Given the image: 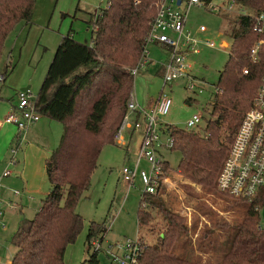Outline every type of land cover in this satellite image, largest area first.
<instances>
[{
    "label": "trees",
    "instance_id": "16d2710c",
    "mask_svg": "<svg viewBox=\"0 0 264 264\" xmlns=\"http://www.w3.org/2000/svg\"><path fill=\"white\" fill-rule=\"evenodd\" d=\"M35 1L0 0V60L7 35L20 21L31 20ZM157 1L106 0L107 5L87 22L90 43L76 41L72 29L62 37L36 97L41 116L62 124L60 142L45 160L50 189L35 216L19 220L10 238L16 248L10 264H63L67 245L75 241L83 227V217L76 206L90 187L103 146L114 144V135L127 111L134 84V76L127 68L140 58ZM227 2L244 12L229 20L226 35L232 43L218 75L217 92L208 103V116H202L205 126L202 131L169 128L173 138L170 150L180 155L175 168L161 157L160 149L157 152L163 160V177L174 171L205 192L232 197L217 189V176L264 78V29H254L257 17L264 14V0ZM257 45L254 59L252 49ZM244 69L249 73L244 74ZM6 73L7 67L0 69L2 81ZM162 186L159 184L155 194L140 196L139 227L149 225L151 214L147 209H156L165 228L156 244L141 241L143 250L137 264H202L201 260L192 261L175 253L189 227L185 218L164 202ZM239 200L248 203L247 212L217 264H264V226L256 209L264 205V190L253 201ZM106 230L104 221H91L86 234L88 246L94 240L101 243ZM204 232L207 235L209 229ZM199 249L203 250V246ZM99 250L84 263L101 264Z\"/></svg>",
    "mask_w": 264,
    "mask_h": 264
},
{
    "label": "rangeland",
    "instance_id": "374dc122",
    "mask_svg": "<svg viewBox=\"0 0 264 264\" xmlns=\"http://www.w3.org/2000/svg\"><path fill=\"white\" fill-rule=\"evenodd\" d=\"M105 3L106 0H36L31 20L28 23H17L5 39L0 69L8 67L5 80L0 82V95L5 99L1 100L0 106H6L3 102L9 103L8 100H16L17 92L24 87H28L33 98H36L62 36L72 29L76 41L90 43L91 29L87 22L92 14L97 13V8H103ZM210 3L212 6H193L186 21V30L199 38L212 39L216 43V47H202L199 53L190 54L188 57L191 74L204 82L203 91L193 93L186 88L184 80L168 84L164 93L171 98V106L166 114L158 117V127L171 124L184 128L192 114L208 116V103L232 43V39L226 35L228 23L229 20L235 19L240 9H227V0H211ZM214 4L218 5V11L211 10ZM200 25H205L207 31L198 32ZM221 40L224 48L218 47ZM158 53L161 59L167 56V51L160 50ZM153 56L155 60L157 57ZM161 87L162 78L158 70L153 72L145 68L140 69L134 76V100L141 106L150 108L156 101ZM5 116L2 114L0 120L7 126L9 124L4 121ZM41 118L42 121L47 120L44 116ZM51 122L52 136L47 141L41 140V144L47 149L50 148L48 155L58 146L62 134V124L55 120ZM204 126L205 122L202 121L198 129L202 131ZM13 128L16 129L15 126ZM3 131L0 132V160L4 155L5 160L9 161L14 142L5 141ZM141 139V130H135L128 150L119 145L115 135L114 144L103 146L97 166L91 175L90 187L83 193L76 206V211L83 217L82 230L75 241L67 245L63 264H85L84 261L94 252L93 247L88 246L86 242L91 221H104L107 227L97 253L101 264H117L116 258L122 251L116 243L135 238L143 240L146 244L158 242V237L165 228V221L156 209H147L151 214L149 225L139 227L137 210L140 205L141 184L136 180L135 186L129 187L119 178L118 173L119 169L131 165L135 160ZM162 139L164 140V137ZM159 153L171 167H176L180 157L177 151L161 148ZM33 162L30 156L27 165ZM143 166L146 167V164ZM165 177L160 194L170 209L185 218L189 227L187 235L180 239L175 253L192 261L201 260L202 264H217L231 245L237 226L245 217L248 203L219 193L205 192L200 185L189 182L174 171ZM17 188L20 189V186ZM49 189L50 183L43 169L42 175L34 180L31 192L22 198V213L17 208L9 209L3 219H0L1 264H7L16 251L10 243V238L17 229L19 220L35 216ZM259 212L261 225L264 226V205L260 207ZM224 222L228 225L223 227L219 224ZM205 229H209L207 235ZM199 246H203V250L199 249Z\"/></svg>",
    "mask_w": 264,
    "mask_h": 264
},
{
    "label": "built area",
    "instance_id": "2783aa9c",
    "mask_svg": "<svg viewBox=\"0 0 264 264\" xmlns=\"http://www.w3.org/2000/svg\"><path fill=\"white\" fill-rule=\"evenodd\" d=\"M106 5L107 3H105ZM207 5L212 6V3L206 4L201 0H158L156 3L157 12L149 24L140 58L136 65L127 69L131 75L135 76L140 69L156 62L151 56V44L156 43L166 48L167 56L160 62L162 87L156 101L150 108H145L134 100L132 89L127 103V111L115 134V140L122 143L124 128L141 130L142 139L135 163L132 166H123L119 171L129 187H134L136 180L140 182L141 197L145 194L157 193L159 184H163L166 180V177L162 176L163 160L157 150L171 148L173 138L168 131L170 127L175 126L164 124L162 127H158V117L166 114L171 106V98L164 93L165 87L171 82L184 80L186 88L193 93H202L203 91L204 82L191 74V63L188 57L190 54L199 53L202 47L214 48L216 43L212 39L199 38L191 31L186 30V21L193 6ZM217 7L218 5L214 4L211 10L218 11ZM100 9L101 7L97 8V13L100 12ZM227 9L235 11L236 8L233 3H228ZM238 11V14L244 12L242 9ZM256 20L254 29L261 32L264 29V14L257 17ZM205 31H207L206 26L200 25L198 32ZM258 46L252 49L254 59H256ZM218 47L224 48L221 41ZM248 73L249 70L244 69V74ZM2 80L3 76L0 75V82ZM216 92L214 87L213 94ZM16 97L17 102L5 116L4 121L13 124L19 134H22L41 118V114L37 108L36 98H33L29 89L19 90ZM131 114L136 115L134 120H131ZM202 121V116L194 113L186 121L185 127L181 129L195 130ZM16 151V146L11 148L12 156L16 154ZM142 161L147 163L146 167H141ZM10 162L13 163V157ZM9 173V170H5L2 176ZM217 189L234 198L248 201H253L264 190V78L251 108L245 113L232 143L229 144L217 176ZM256 209L259 211L260 207H256ZM2 213L0 207V218ZM91 246L94 251L100 249V242L94 240ZM122 247V254L116 258L117 264H137L143 250L141 240L128 239Z\"/></svg>",
    "mask_w": 264,
    "mask_h": 264
},
{
    "label": "crops",
    "instance_id": "0c3cea01",
    "mask_svg": "<svg viewBox=\"0 0 264 264\" xmlns=\"http://www.w3.org/2000/svg\"><path fill=\"white\" fill-rule=\"evenodd\" d=\"M25 23H28V22H25ZM200 33H204V32H200ZM222 42L223 41L221 40V43ZM150 49H151L150 51H151L152 58L154 59L153 55H155L158 59L156 58L157 59V60L155 59L156 62L151 63L145 69L151 70L153 72L154 71L156 72V70H158V72H160V75H161L160 62L163 59H165V57L163 59L159 58L158 52L160 50L166 51V48L163 45L154 43V44H151ZM156 53L158 54L156 55ZM8 63H9V60H8ZM5 67H8V66H5ZM158 67H160V69H158ZM3 99L4 98L2 96V99H0V102ZM8 102L9 103L3 102L6 104V106L4 104L0 106V118L2 114L7 115L10 112V110L13 108V106L17 102V97H16V100L11 99V100H8ZM130 118L131 120H134V118H136V115L131 114ZM41 119L42 118H40L35 124H33L27 131L23 132L22 134L21 133L19 134V132L13 128L14 126L13 127L10 126L12 124L8 123L9 125L4 126V123L0 120V132L4 130L2 133L3 138L5 139V141L9 140L10 143L14 142L12 147H15V146L17 147L16 154L14 156H12L11 154V158L9 159V161L5 160L6 157H4V155L2 157L3 159L0 160V202H1L0 207L3 211L2 216L0 218L1 220L4 217L6 210L17 208L20 211V213H22V209H23L22 198L26 197V193L31 192L34 180H37L39 175L40 176L42 175L43 169L45 170V160L49 156L48 152L50 148L47 149L46 146L43 145V143L41 144V140L44 139L47 141L50 138V136H52V129H51L52 122L51 121H54V120L47 118V120L42 121ZM134 132L135 130H133L132 128H127V127L124 128L122 132L123 142L120 143L119 145L127 149L130 144V141L133 138ZM30 156L34 162L31 165H27L28 159L30 158ZM12 157H13V163L10 162ZM135 161H136V158L131 163V165H126V166H132L135 163ZM142 162H141V167H145L143 166L144 164H146L147 166V163L145 161H142ZM12 166H13V169H11ZM5 170H9L10 173L6 176H2V173ZM119 171L120 169L118 170L119 178L122 179ZM18 186H20V189L17 188ZM15 191H18V192L16 193ZM123 244L124 242L120 244L116 243V245H118L117 247H119L121 251H123V247H122ZM10 262H11V259L8 260L7 264H10ZM0 264H1V261H0Z\"/></svg>",
    "mask_w": 264,
    "mask_h": 264
},
{
    "label": "water",
    "instance_id": "95a60500",
    "mask_svg": "<svg viewBox=\"0 0 264 264\" xmlns=\"http://www.w3.org/2000/svg\"><path fill=\"white\" fill-rule=\"evenodd\" d=\"M179 3V2H178ZM28 87H24V88H22L21 90H25V89H27Z\"/></svg>",
    "mask_w": 264,
    "mask_h": 264
}]
</instances>
